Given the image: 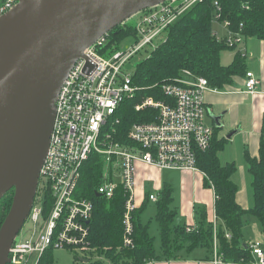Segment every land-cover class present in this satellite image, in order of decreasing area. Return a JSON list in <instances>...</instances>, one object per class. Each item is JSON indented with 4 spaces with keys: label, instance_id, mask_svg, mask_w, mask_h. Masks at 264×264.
Wrapping results in <instances>:
<instances>
[{
    "label": "built area",
    "instance_id": "1",
    "mask_svg": "<svg viewBox=\"0 0 264 264\" xmlns=\"http://www.w3.org/2000/svg\"><path fill=\"white\" fill-rule=\"evenodd\" d=\"M20 1L0 0V18ZM202 1L165 0L143 9L133 24L136 34L126 46L101 53L108 43L109 32L84 50V56L71 68L56 97V116L40 169L38 186L48 190L51 207L45 213L44 198L35 197L27 219L32 223V235L19 240L17 236L8 264H29L31 257L38 254L40 258L49 248H69L87 257L96 253L90 241L94 203L78 192L91 156L102 163L97 194L111 200L120 186L124 190L123 241L127 247L134 246L135 242L133 215L138 207L134 198L135 163L145 162L165 170L201 171L197 166L198 152L208 149L214 140V127L206 124L204 92L218 89L211 87L205 77L184 69L181 77L164 84L166 100L147 98L135 105V111L149 107L157 115L149 121L134 123L126 140L116 137V124L122 103L138 89L131 83L134 72L126 67L142 51L151 55L160 43L166 42L169 25ZM214 1L218 11L215 21L227 30L223 37L217 30L214 33L246 56L243 47L246 36L241 29H232L228 20H219L222 8L218 0ZM245 77L246 92L255 94L260 80L250 70ZM148 197L154 202L159 200L154 193ZM41 218L44 222L39 230ZM192 229L189 227L187 231ZM250 250L253 262L264 264L263 240L250 243ZM214 251L215 263L223 261L222 255L216 252V243Z\"/></svg>",
    "mask_w": 264,
    "mask_h": 264
},
{
    "label": "trees",
    "instance_id": "2",
    "mask_svg": "<svg viewBox=\"0 0 264 264\" xmlns=\"http://www.w3.org/2000/svg\"><path fill=\"white\" fill-rule=\"evenodd\" d=\"M214 0L198 2L169 25L166 30L167 41L160 43L150 56L142 59L137 65L132 77L134 86L138 89L132 98L124 101L117 111L119 122L116 124V137L126 140L128 131L134 123L149 121L157 115L153 108L145 107L135 111L134 106L141 104L147 98L166 100L163 86L182 76L184 69L190 70L197 76H203L211 87L225 88L234 82L235 76L246 75V57L242 51L229 46L226 41L219 39L214 33L218 12ZM221 11L220 21L228 20L231 28L241 29L246 38L257 37L264 40V0H218ZM132 23L120 25L112 29L106 49L116 50L122 39L135 35ZM235 51L233 60L227 65L222 64L221 53L225 49ZM260 154L253 157L245 148V158L252 176V194L254 206L242 208L237 201L238 185L232 179L237 171L236 163H222L219 153L228 139L218 135V127L214 130V140L206 150L198 152L197 166L205 173V181L212 187L215 200V224L203 221L200 227L187 231L185 225H176V211L171 209L173 188L167 184L159 192L156 202V220L160 228L161 249L157 251L155 238L150 233V226L143 222V214L150 197L138 206L133 215L134 246L124 245L123 215L125 194L120 186L113 199L106 200L97 196V187L102 174V163L91 156L86 162L84 175L78 187L79 195L91 199L94 203L91 220L90 241L98 255L108 256L110 263L102 259H89L87 264H146L161 258H175L182 249L186 252L198 247L214 251L217 241L218 253L224 261L247 263L254 260L250 243L243 238L244 222L250 215L262 225V240L264 242V128L261 132ZM6 206L0 212V227L12 204L13 192L8 193ZM39 198H44V212L51 207L52 200L48 190L40 188ZM229 235V237H227ZM53 248H49L40 257L38 264H48L52 258Z\"/></svg>",
    "mask_w": 264,
    "mask_h": 264
},
{
    "label": "water",
    "instance_id": "3",
    "mask_svg": "<svg viewBox=\"0 0 264 264\" xmlns=\"http://www.w3.org/2000/svg\"><path fill=\"white\" fill-rule=\"evenodd\" d=\"M163 1L21 0L0 18V200L13 192L0 227V264L9 263L29 217L71 68L100 37ZM213 119L222 126L220 116Z\"/></svg>",
    "mask_w": 264,
    "mask_h": 264
},
{
    "label": "crops",
    "instance_id": "4",
    "mask_svg": "<svg viewBox=\"0 0 264 264\" xmlns=\"http://www.w3.org/2000/svg\"><path fill=\"white\" fill-rule=\"evenodd\" d=\"M216 30L218 31V28ZM243 47L246 51L247 70L252 71L260 80L256 93L246 92L245 74L235 76L234 82L223 89L206 90L204 92L207 108L206 120L208 119L209 125L218 127V135L224 138H227L229 133L234 131L231 138H227L229 141L226 146L239 141L243 149L247 147L253 157H258L262 139L261 132L264 128V40L257 37H248ZM233 58L234 56L231 61ZM213 116H220L221 127L217 126ZM135 169V189L137 196L142 197L137 203L139 207L145 203L150 193H154L159 197V192L167 184H170L173 188L171 209L176 211L174 222L176 225L198 228L203 221L216 222V195L213 188L206 184L203 171L189 169L165 170L140 161L135 163ZM241 169V179L244 180L245 178V183L242 187L235 180L238 185L236 195L238 203L246 209L254 206V200L253 206H250L253 194L248 192V181L246 180V172L249 171L248 165L242 162ZM237 171L232 175L233 180ZM249 175L252 184L253 180L250 172ZM149 202L154 201L150 200ZM154 203L156 206V202ZM250 218L251 216L246 218L243 227V235L245 236L247 233V237L243 236V238L248 243L262 239L259 236L257 238L251 236L254 231H250L247 227ZM255 225L261 233V223L258 221ZM177 254L179 256L175 258H161L160 260L149 261L146 264H255L253 261L242 263L224 260L215 263V255L205 247H198L189 252L182 249Z\"/></svg>",
    "mask_w": 264,
    "mask_h": 264
},
{
    "label": "rangeland",
    "instance_id": "5",
    "mask_svg": "<svg viewBox=\"0 0 264 264\" xmlns=\"http://www.w3.org/2000/svg\"><path fill=\"white\" fill-rule=\"evenodd\" d=\"M140 16V13L131 17L130 19H128L127 21H125V23L121 24L122 26H124L125 24H128V23H132V24H135L138 20ZM215 23V26H214V29L216 30L218 28V31H219V35L220 36H225L226 35V32L227 30H225V28L223 27L222 24L220 23ZM165 35V33H163V36ZM132 36L134 35H128L126 36V38L122 39V41L120 42V46L119 48L121 47H124L126 46V44L128 42H131L132 41ZM109 39V37H108ZM149 48V47H148ZM148 55H150V53H144L143 51L136 57H134L131 62L129 63V65L126 67V69H130L132 70L133 72L135 71V67L136 65L144 58L148 57ZM235 55V51L234 50H231L229 48L223 50V52L221 53V61H222V64L224 65H227L229 63V61L231 62V59L232 57ZM228 62V63H227ZM183 73V72H182ZM195 75V74H194ZM197 76V75H195ZM208 120V119H207ZM206 120V124H208V121ZM209 125V124H208ZM214 130H215V127H214ZM225 149V150H224ZM222 151H220V161L222 163H228L230 161H233V162H236V166H237V174L234 175V180H236V182L239 184V186H244V180L241 179L242 177V174H241V163H245L247 164L246 162V158H245V148L243 149V146L240 144L239 141H235V143H232L230 145H227L225 146ZM224 151V152H223ZM248 170H249V166H248ZM246 180L248 181V192L249 194L252 193V184H251V180H250V175H249V171L248 173L246 172ZM39 189V188H38ZM10 193V192H9ZM8 193L5 194L1 200H0V212L3 211V208L6 206L5 204L8 202L7 201V198H8ZM36 197H39L37 196L36 194ZM252 197V195H251ZM13 198V197H12ZM134 198H135V201L136 203L139 202V199H141L142 197H138L137 196V193H136V189L134 191ZM250 206H253V198L251 199V205ZM156 206H155V203L154 202H149L147 208L145 209V213L143 214L142 218H143V222L144 223H147L148 226H150V233L152 236H154L155 238V247L157 249V251H160L161 249V243H162V240H161V236H160V228L158 226V223H157V220H156ZM251 216V215H250ZM248 217V216H247ZM43 218H41L39 224H38V229H40V227H42L43 225ZM258 223V220L256 219V216L252 215L251 218H250V223L247 224V227L250 229V231H254V233L251 235L252 237H255L257 238L258 236L261 237V233L258 229H256V225ZM255 228V229H254ZM32 223L31 221L29 220H26L25 224L23 225L20 233L18 234V238L17 240L21 239V238H25V237H31L32 235ZM244 236V235H243ZM244 237H247V233L245 234ZM215 243H217V241L215 240L214 242V245ZM218 253V247H217V251ZM213 254L215 255V251H213ZM32 260H31V263L29 264H37L38 261L40 260L39 258V255L38 254H35L33 257H31ZM52 258L53 260L48 263V264H87V262L83 261L82 258H87V259H102L104 261H106L107 263H110V259L108 258V256H101V255H98L97 253L95 254H92L90 255L89 257L87 256H84L82 253H79L77 251H73L69 248H63V247H60V248H53V251H52Z\"/></svg>",
    "mask_w": 264,
    "mask_h": 264
}]
</instances>
